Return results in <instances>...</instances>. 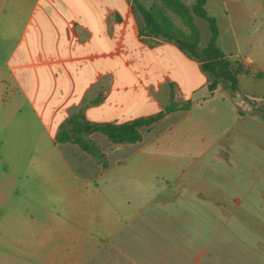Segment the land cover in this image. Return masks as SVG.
I'll list each match as a JSON object with an SVG mask.
<instances>
[{
    "label": "crops",
    "instance_id": "crops-1",
    "mask_svg": "<svg viewBox=\"0 0 264 264\" xmlns=\"http://www.w3.org/2000/svg\"><path fill=\"white\" fill-rule=\"evenodd\" d=\"M206 8L236 42L239 90L221 96L200 61L142 34L133 0H0V264H28L30 236L39 264H264V0ZM172 89L191 109L120 144L105 170L55 142L82 108L124 123L163 110ZM109 184L122 201L100 202ZM23 202L46 213L31 232L9 213Z\"/></svg>",
    "mask_w": 264,
    "mask_h": 264
},
{
    "label": "trees",
    "instance_id": "trees-1",
    "mask_svg": "<svg viewBox=\"0 0 264 264\" xmlns=\"http://www.w3.org/2000/svg\"><path fill=\"white\" fill-rule=\"evenodd\" d=\"M135 9L143 19L141 32L144 35L162 38L175 42L189 57L200 61L202 69L209 76L208 89L213 94L217 89L236 92L239 90L237 73L229 57L219 46V24L216 16L211 15L206 8L207 0H194L191 8L182 0H160L152 5L142 0H133ZM170 7L178 15L184 26L192 29L191 33L179 26L174 19L162 8ZM195 17L205 20L210 29V36L204 46H200V29ZM102 99L99 95L90 103H98ZM191 101H176L174 91H171L170 102L163 110L155 115L139 117L124 123H92L85 117L83 108L67 118L61 125L55 142H72L79 144L101 164L105 170L110 166L107 153L89 137L93 133H103L116 144H136L143 140L142 129L150 128L166 115L178 110H189Z\"/></svg>",
    "mask_w": 264,
    "mask_h": 264
},
{
    "label": "rangeland",
    "instance_id": "rangeland-1",
    "mask_svg": "<svg viewBox=\"0 0 264 264\" xmlns=\"http://www.w3.org/2000/svg\"><path fill=\"white\" fill-rule=\"evenodd\" d=\"M142 1L149 6L154 4V3L160 4V0H142ZM182 2L185 5H187L189 8H191L193 3H194V0H182ZM162 8L168 12V14L171 16V18L174 19V21L179 26L185 28L186 31L191 33L192 29L187 28V26H184L182 19L178 15H176L171 10L170 7L163 5ZM207 10L209 11V13L211 15H214L213 13H211V8H207ZM214 16H216V15H214ZM218 17L220 18L221 16H218ZM195 22L200 29L198 42H199L200 46H204L207 43L209 36H210L209 26L205 20H202L200 18L195 17ZM221 26H222V31H221L222 37H220V28H219V46H220V49L225 53V51L227 49H229L231 45H236V42L231 39L232 32L227 30V28L223 24ZM248 34H256V33L255 32L241 31L238 34L239 45L243 49L242 51H244V53H246V49H251L252 51L254 49L253 46L249 47L245 43V40L248 37ZM190 71L194 72L193 69ZM203 74L209 78L208 74L205 71H203ZM200 81H201V78L199 75L198 82L200 83ZM218 92H219V96H221V94L223 93V90L220 89L219 91H217V93ZM137 118H139V117H137ZM142 132H143V130H142ZM155 133L156 132L145 133V135L150 136V135L155 134ZM89 137H91L95 141V143L98 146H100L105 151V153H107L110 164L115 165V163L118 159H121L122 157L126 156V154H124L123 151L122 152L120 151L119 153L116 152L118 148H122V145L114 143L105 134L97 132V133L91 134ZM112 152H115V153L111 154ZM94 160L97 161L95 158H94ZM104 191H105L106 195H103L100 197V202H118L119 200L122 201L123 196L118 195V190H117V187L115 184H109L108 186L105 187ZM132 193H133L132 189L126 190V192L124 194V196L126 195L125 198H128L129 196L132 197ZM10 199H12L13 202L14 201L20 202L19 193L14 194L13 196L10 197ZM94 202H96L95 199H94ZM23 204H24V202L22 204L20 203L19 205L17 204L18 206H16V205L9 206L8 207L9 213L14 214L16 216L23 215V217H25L29 221L28 225H29L30 232H31L32 230H35V227H36L35 222L38 221V216L41 219L42 218L44 219L46 213H45V211L43 212L40 208L38 209L36 207V205L34 207L26 206V208H25V206ZM11 209H12V212H11ZM31 211H34V212H31ZM39 247H40V239H38L36 236H30L28 238V264H39L40 263L39 255H38ZM12 264H15V262H13Z\"/></svg>",
    "mask_w": 264,
    "mask_h": 264
}]
</instances>
